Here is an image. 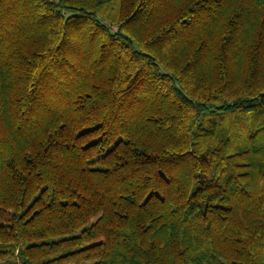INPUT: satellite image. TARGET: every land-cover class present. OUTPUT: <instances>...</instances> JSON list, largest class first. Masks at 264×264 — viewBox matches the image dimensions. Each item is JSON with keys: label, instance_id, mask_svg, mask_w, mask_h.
<instances>
[{"label": "trees", "instance_id": "1", "mask_svg": "<svg viewBox=\"0 0 264 264\" xmlns=\"http://www.w3.org/2000/svg\"><path fill=\"white\" fill-rule=\"evenodd\" d=\"M0 264H264V0H0Z\"/></svg>", "mask_w": 264, "mask_h": 264}]
</instances>
